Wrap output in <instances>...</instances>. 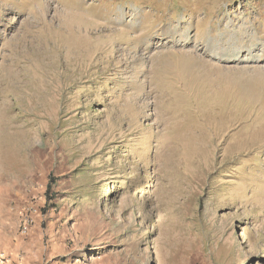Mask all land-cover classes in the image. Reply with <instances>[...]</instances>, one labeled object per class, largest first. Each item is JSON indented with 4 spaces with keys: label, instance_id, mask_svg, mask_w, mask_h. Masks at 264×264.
Listing matches in <instances>:
<instances>
[{
    "label": "rangeland",
    "instance_id": "rangeland-1",
    "mask_svg": "<svg viewBox=\"0 0 264 264\" xmlns=\"http://www.w3.org/2000/svg\"><path fill=\"white\" fill-rule=\"evenodd\" d=\"M25 30L46 43L14 69ZM0 35V264L53 220L76 264H264L261 103L156 72L196 48L264 91V0H0Z\"/></svg>",
    "mask_w": 264,
    "mask_h": 264
},
{
    "label": "bare ground",
    "instance_id": "bare-ground-1",
    "mask_svg": "<svg viewBox=\"0 0 264 264\" xmlns=\"http://www.w3.org/2000/svg\"><path fill=\"white\" fill-rule=\"evenodd\" d=\"M230 33L231 31H229V35L226 36L225 39L221 40V42L212 45L214 46L215 52L227 53V48H229L231 44ZM27 34H29V32L25 30L21 36L16 35L15 37L11 38L10 41L5 46H3L4 47L3 50L8 48L11 49V54L8 57L6 56V59L8 58V61L9 60L13 61L14 69H18L20 67V64L25 63L23 59H25L27 63L30 62V60H28V57L33 50L35 51V42L36 44L40 45V43H42L43 41L40 40L41 41L40 42L38 38L37 40L39 41V43H37L38 41H35L32 44L29 42L27 43V38H30L27 37L28 36ZM44 43H46V41H43V44ZM233 43L238 48L244 47V45L240 44L239 42H232V44ZM40 46L42 47L43 45L41 44ZM235 46L234 48H236ZM68 47L69 48L73 47V45H68ZM195 49L196 48H194V50L190 52H185V53L182 52L181 57L178 59L176 65L174 66H164L163 64L160 65L159 63L156 67V72L159 78L162 79L163 81L188 80L190 86H192L195 89L206 88L207 89L206 97H214L215 99H225L227 97H230L232 93H235L238 100L242 102H249L251 104L261 103L262 113L257 120V122L260 121L261 122L258 127L256 126L257 127L256 130L254 131L252 130L253 132L251 131V133L255 139H258L259 141H264V91L261 88H259L260 84H263V82H261V78L259 77V75H257V73L255 75V73L248 72L247 70L231 71L217 64H212L211 62L205 60V58L196 56ZM39 50L35 51L34 53L35 58H38ZM234 56L239 58V53L237 55L235 54ZM171 76L173 78L169 79V77ZM215 88H220V91L214 92L215 90L213 89ZM162 105L163 106L165 105L167 109L169 108L167 101H164ZM174 106L176 105L174 104ZM177 118L180 119V121L177 124H173L172 122L173 125H171L172 127L171 131L172 132L175 131L174 133H178V132L184 133L185 136L182 139H185L188 143H190V146L194 144L193 142H196L204 138L205 134H200L199 132H195V133L190 132L189 128L187 127L185 128V125L188 122L187 117H182L181 115H179ZM206 118H208L207 119L208 122L213 120V117L211 118L212 120L209 119V117ZM182 128L185 129L183 130ZM193 134L195 135L193 136Z\"/></svg>",
    "mask_w": 264,
    "mask_h": 264
},
{
    "label": "crops",
    "instance_id": "crops-1",
    "mask_svg": "<svg viewBox=\"0 0 264 264\" xmlns=\"http://www.w3.org/2000/svg\"><path fill=\"white\" fill-rule=\"evenodd\" d=\"M50 225L49 239L46 241L39 226L32 227L27 238L18 240L11 247V258L7 264H76L79 249L69 247L63 241L57 220Z\"/></svg>",
    "mask_w": 264,
    "mask_h": 264
},
{
    "label": "built area",
    "instance_id": "built-area-1",
    "mask_svg": "<svg viewBox=\"0 0 264 264\" xmlns=\"http://www.w3.org/2000/svg\"><path fill=\"white\" fill-rule=\"evenodd\" d=\"M33 219L31 216H28L27 218L24 219L23 223H22V227H21V232L23 235L28 234L29 232V227L33 224ZM6 260V257L4 255L1 256L0 258V262L2 263L3 261ZM79 264H81L80 262H78Z\"/></svg>",
    "mask_w": 264,
    "mask_h": 264
}]
</instances>
